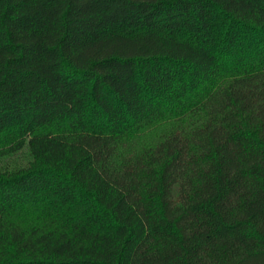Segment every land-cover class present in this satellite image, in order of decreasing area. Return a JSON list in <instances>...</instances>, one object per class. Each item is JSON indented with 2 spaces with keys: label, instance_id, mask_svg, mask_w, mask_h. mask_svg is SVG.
Segmentation results:
<instances>
[{
  "label": "trees",
  "instance_id": "1",
  "mask_svg": "<svg viewBox=\"0 0 264 264\" xmlns=\"http://www.w3.org/2000/svg\"><path fill=\"white\" fill-rule=\"evenodd\" d=\"M0 264H264V0H0Z\"/></svg>",
  "mask_w": 264,
  "mask_h": 264
}]
</instances>
